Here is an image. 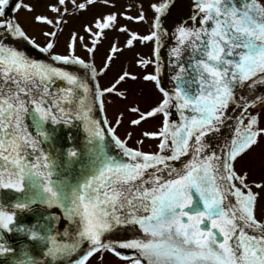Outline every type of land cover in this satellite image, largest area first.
Segmentation results:
<instances>
[{"label": "snow or ice", "instance_id": "1", "mask_svg": "<svg viewBox=\"0 0 264 264\" xmlns=\"http://www.w3.org/2000/svg\"><path fill=\"white\" fill-rule=\"evenodd\" d=\"M97 4L103 10L54 50L66 18ZM20 11L43 26L42 40ZM138 45L149 54L135 52L102 86L99 77ZM136 82L156 92L143 108L129 99L127 85ZM113 98L123 109L109 120ZM126 114L132 128L156 125L130 145L132 132L118 133ZM226 124L229 135L213 146ZM145 139L157 141L155 150L143 148ZM261 145L264 0H133L122 10L116 0H48L44 11L30 0H0V257L7 264H104L106 254L121 264H264V216L256 215L264 176L249 179L243 163Z\"/></svg>", "mask_w": 264, "mask_h": 264}, {"label": "rangeland", "instance_id": "2", "mask_svg": "<svg viewBox=\"0 0 264 264\" xmlns=\"http://www.w3.org/2000/svg\"><path fill=\"white\" fill-rule=\"evenodd\" d=\"M30 2L34 3L36 5L37 11H44V5L48 2V0H30ZM133 2V0H116V10H122V6L125 3ZM103 10V6L97 4L95 8L90 9L86 13H81L80 15H71L67 17V24L65 25L63 31L61 32L60 36L58 37V45L57 48L54 49L56 51H62L63 50V44L64 40L67 36V34L75 29L79 30L82 23L87 22L91 16L95 12H99ZM30 13H26L24 11H20L18 13V17L21 23H23L26 27H28L29 31L32 32L37 36V40H42L43 37L40 35V29L43 26L40 25H34L30 21ZM121 23H128L130 27H133L141 32H143L147 25L145 24H136L131 23L125 20H121ZM112 35V33H109V37ZM108 45V39H105L104 42L100 45V48L96 52L95 62L97 65L100 64L101 59L103 57V53ZM139 51L140 53L144 55L149 54V48L147 46H140L138 45L136 48L132 50H126L121 54L120 59L114 63L113 68L108 71L106 75H101L99 77V83L103 86L108 83L114 72L116 71L117 67L120 63H128L131 65V62L133 60L134 53ZM78 54L81 56L85 55L84 51L77 48ZM121 87H125V85H121ZM129 89V99L130 100H136L140 102L141 107L147 106L148 103L152 99H155L156 92L154 87L151 84H146L143 82H136V83H129L127 85ZM108 98H106L107 100ZM126 103V102H125ZM123 109V104L119 103L113 98V102L111 104L106 103V111L108 119L111 120L113 116L116 114L118 110ZM255 110V109H254ZM128 114L124 117V123L120 125L118 128V133L120 135H124L127 131L132 132V138L129 140V144L133 145L135 140L138 138L139 131L144 128H152L156 125V120H149L145 124H142L140 128H132L127 124ZM157 141L151 140V139H145L143 143V148L145 150H155ZM244 166L249 170V179L256 178L259 179L262 176H264V145L257 146L253 150L252 153L249 154L248 157L244 160ZM255 190V189H254ZM260 191V199L258 201L257 207H256V215L257 217L264 216V189L259 190ZM95 264V262H94ZM104 264H121V262L118 259H115L111 255H105Z\"/></svg>", "mask_w": 264, "mask_h": 264}, {"label": "water", "instance_id": "3", "mask_svg": "<svg viewBox=\"0 0 264 264\" xmlns=\"http://www.w3.org/2000/svg\"><path fill=\"white\" fill-rule=\"evenodd\" d=\"M32 55L34 56H37V53L35 51L32 52ZM162 59H163V70H162V73H161V82L162 84L165 86V87H168L169 84H170V81H169V71H168V65H167V44H165L162 49H161V53H160ZM37 58H42V57H39L37 56ZM55 87H60V86H63V82L62 81H56ZM175 110L173 109V112ZM231 114V113H230ZM173 118H177L175 116H173ZM72 133L74 134L75 136V143L79 146L80 144H82V136H83V133L82 131L80 130L79 128V124L78 122H75L72 126H71V129ZM229 127L228 125L226 124L221 130L220 132L218 133V135L216 137H211L210 138V143L215 146L216 144V140L217 139H222L224 136H227L229 135ZM112 151H115V149L113 148ZM73 174H75V166H74V172ZM7 260L8 258L7 257H0V264H7Z\"/></svg>", "mask_w": 264, "mask_h": 264}]
</instances>
